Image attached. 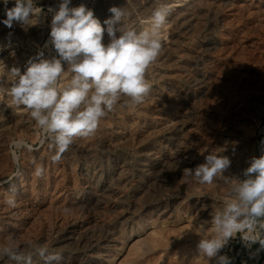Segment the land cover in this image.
I'll return each mask as SVG.
<instances>
[{"label": "rangeland", "instance_id": "1", "mask_svg": "<svg viewBox=\"0 0 264 264\" xmlns=\"http://www.w3.org/2000/svg\"><path fill=\"white\" fill-rule=\"evenodd\" d=\"M200 1L201 2H199L198 0H196L195 2L194 0H71L70 7L79 6L80 4L86 5L87 8L92 9L94 11L95 17L100 19L101 24H103L104 20L110 18V16L112 15L109 12L110 7L116 6L126 8L129 12L132 13L129 23L133 24L138 30L149 26L150 13L157 3H166L171 10L169 15V18L171 19L169 20L168 18L167 26L163 31V37L165 51L169 50L170 52L166 51L163 56V59L158 60V63H156L155 66H153L148 72V79L153 84L152 91L154 89L156 90L151 92L152 95L150 94V96H152L149 97V99H151V102L149 101V99H147V105H140L141 107L143 106V109L141 107H137L127 108L126 110L125 108L119 110L120 114L118 113V111L117 113L110 114V117L108 116L105 121L102 120L104 121V123L101 122V128L97 130V133H100H96L97 135L95 134L97 137H91V139L94 138V140H92L94 149L97 148L95 149L96 151L94 150L95 159L96 161L98 160V163H103L102 169H104L105 172L102 171V174L104 177L106 175V172L111 170L110 168H112L110 173L114 172L115 174L117 172L114 166L116 162L115 160L117 158H127L129 165L132 169L131 170L129 168L130 170H127V173L124 174V176L126 175L124 177V179H126L123 181L125 185L122 183L117 186V191L115 190L112 194L113 198L111 196H107L106 198H109L110 200H107L105 198L104 200H107V202L104 201V204L100 203L96 210L91 211L90 208H83L81 206V208H79V206L77 207L76 205H74L76 206L74 207L72 204H69V201H67V203L64 202V204L50 203V201H48V198L51 195L50 193L53 192L55 187H59L58 189H60L61 187L60 190L65 191H69L71 189H80L79 191H81V189H83L82 186L84 187L85 184L82 170L83 167L85 168L87 166L88 162L83 153L76 149L74 151V149L70 147V151H67L65 153V155H67L64 156H68V158L65 159L63 157L61 163L53 164L52 166L50 164L51 154L48 150L47 144H45L43 147L39 145L40 133L39 130L35 128L34 122L31 120L29 115L23 111L13 112L11 109L4 110L3 107H0V114L3 113L2 117L0 115V205H2L0 206V235H3L2 238H0L2 239V242L0 243H3L4 239L5 241H7L9 237H15L20 238L19 240L22 244H25L27 241H32L34 244H46L51 251L62 252L64 258L68 260L70 259L69 261H66V259H64L62 264H80V262L82 264H85V262H87L88 264H92L95 259H100L101 261L103 260L102 263L104 264H216V258L207 259L200 256L197 250V244L201 237L197 233L192 232L191 230L194 226H198L204 221H211V214L214 213V210L217 207H223L224 198L226 197L231 185L225 183V181L219 177L214 180V183L212 185H200L193 180H185V178L183 177V173L184 169L186 168L194 169L197 165L204 163L205 157L211 152H214L222 156H228L231 160L230 168L225 171L224 176L230 177L232 179L244 180L246 177L243 175V172L247 167L250 166L251 159L253 157L258 158L262 154L261 149L264 148V144L261 143V141L264 140V0ZM60 2L61 0H36V5L41 7L43 11L40 17L37 18V23L35 25H21L19 23H14L13 28L9 29L3 23H0V64L4 66L3 67L2 65H0V83H2L5 87H7L8 85V72L11 70V68L17 67L21 70V73H23L28 66V61L30 59L36 58L37 53L40 51L44 52L45 59H51L52 57L57 55L54 46L49 43L52 14L48 12V8L53 7L58 9V4ZM13 5L14 0H9L7 7L11 8L13 7ZM196 5L198 6V8ZM185 6H189L188 8L191 9L189 10L188 8H185ZM193 6L195 7V9ZM0 7V16H2L0 17V20H3L6 18L5 12L3 10L5 9L3 0H0ZM184 9L185 11L196 10L194 12L195 14L193 18V20L195 19L194 21L196 22L193 23L194 21H192V24L189 26L191 28L189 29L188 27V29H186V32L183 28L184 26L178 28L179 31L178 29H175L174 31V24L173 22H171L173 21L172 15H174L175 13L177 14ZM199 9L200 12L198 11ZM177 10L180 11L177 12ZM198 15L200 19L197 17ZM193 29L196 30L194 31ZM177 35L178 37H176ZM107 42L108 37L105 33V43ZM46 43H48V47H45ZM166 45L168 47L172 46V48L168 49ZM170 57L171 60L173 59L172 61L169 60ZM5 58L6 60H8L6 61ZM167 67L170 69L167 70ZM65 68H67V65H65ZM163 68L166 69V74L165 71H163ZM158 71H160V75L163 73L161 78L159 77L160 75L158 74ZM164 74L166 75V77L164 76ZM168 76L169 78L167 79ZM172 76L176 77L173 78ZM178 76H183V78H179ZM200 77L202 81L204 79L203 82H200ZM162 78L165 80H163ZM172 79L175 83L172 81ZM168 81H172V83L175 84L177 88L175 86L174 88L173 84ZM163 82L168 84V86H166V84H164ZM173 88L175 91L173 90ZM199 88L202 89L200 90ZM164 89H168V91ZM161 90L165 91V93L168 92L167 94L169 95L165 94ZM159 94H161V96ZM153 97L156 98V100L152 99ZM159 97H163L164 101L161 103L164 104L165 102L168 106H165L164 104L163 107V104L160 103L162 106L161 107L159 102H156L158 101V99H160ZM148 101L150 102V105ZM154 101L155 103H153ZM157 103L160 107L156 106L158 105ZM153 104H156L154 105V107L159 108L153 109ZM129 109L131 110L129 111ZM143 110L145 113L147 112V114H145ZM168 114L171 115L169 116ZM116 115H118V117L121 115L122 117L120 118H123V122L125 121L124 123L128 126L129 124L131 125L130 127L127 126L128 129H132L133 127V130H135V132L137 131V135L135 136V138L129 139V142H127V140L121 143L120 145L123 144L122 146L118 145L116 147H112L114 146V144H111V142L109 141L110 135L112 134V132L115 135L120 133H118L119 130H117V126H119V124L118 120H115L118 118H115ZM159 116L161 117V119H159ZM167 116L170 117L171 120L174 119L178 122H182L181 120H186L188 130L185 129L187 131L176 133V136L178 138L176 136H173L169 133L170 129L167 128L168 122L170 121ZM131 117L134 119L132 120ZM148 117L150 118V120ZM163 117L164 119H162ZM154 118H156V120ZM129 119L132 121H130ZM138 119H140L141 121ZM166 119H168V121ZM151 120L155 121V123H152ZM18 122L21 124V127L19 126ZM140 122H145V124H140ZM15 123L17 124L14 125ZM134 123L136 124L134 125ZM160 124H162L163 128L165 127L167 129L164 130L162 128H159L162 127ZM7 125L8 127L6 128ZM150 125H153L158 130L152 129ZM110 126L112 127L111 130H109ZM134 126L137 130L134 128ZM102 127L103 129H108L106 134V130H103ZM2 128H4L6 131ZM113 129H115L116 132L115 130L112 131ZM139 130L140 132H138ZM143 130H145L146 132ZM150 131L151 133H149ZM156 131L160 132L158 133ZM108 132L110 133L108 134ZM4 133H6V135ZM101 133H104L105 135L102 134V137L100 135ZM140 133L145 134H143L144 139L142 137H137L142 136ZM147 134L149 136H146ZM169 134L173 138L174 142L172 141V138L169 136ZM17 137L24 138L29 143H31L35 149H37L33 152H28L26 149L20 150V163L22 171V175L20 176H14L16 168L12 162L9 150L10 141L13 138ZM157 138L159 139L158 142ZM168 138L170 139L168 140ZM232 138H234V140L240 138L237 139V141L240 144L243 143V145L235 147L232 143L234 141ZM242 138L243 140H241ZM135 140H137L136 143ZM170 141H172L173 143ZM108 142L109 144H107ZM148 142V146L150 145V143H152V147L156 146V149L158 147V156L163 155L164 158L167 160L164 159V165L161 168V171H163H158L159 173H156V179L158 180H155L154 184L153 182L152 184L149 183L150 185L147 184L149 188L147 186H145L146 188H142L141 185L143 184L144 176H142L139 171V164H141V160L144 158L147 150L152 148L150 147L151 145L149 147L147 146ZM163 142L164 144H161ZM110 144L112 146H110ZM159 145L162 146V148H160ZM175 145L178 146L175 147ZM166 146L173 149L168 150V148L167 153V150L165 149ZM181 146L182 148H180ZM140 147L145 148V150ZM119 149L123 151L122 153H124V156H129L124 157L121 153V150ZM134 149L135 151L133 152ZM159 149L162 153L159 152ZM162 149L165 150L163 151ZM177 150H179V152L180 150H182L183 153L182 151L180 152L182 155ZM71 151L72 154H70ZM75 152L78 153L75 154ZM169 152L174 154V156L171 154L173 158L169 156ZM177 152L179 154H177ZM119 153L122 155H120ZM32 155L33 157L36 156L35 158H37L38 161L40 159L43 161H47L45 162V165H47V163L50 164L49 178L50 180L52 179V185L50 187L51 191L49 192L48 190L49 195H47L48 198L46 197L47 200H45V187L42 188L43 186L41 187L39 185L35 186V189L33 191L34 193H32L33 195L35 194L34 196H36L37 194L36 197H38L39 200L42 199L40 200V202H43L39 204V209L29 208L32 214L30 213L29 209L26 211V215H23V217L26 216V218H24V220L21 221L22 223L20 222V224L17 226L16 235L11 236L7 232L8 228L11 227H6L7 224L6 219L4 217L7 211H10L11 208L6 206L4 201L6 199V196L10 194L13 188L15 189L17 187V184H19L18 182L20 177H26V169L23 166L24 163L33 159ZM99 156H103V158L105 157L104 159H107L104 160L102 159V157L100 159ZM109 156H111L112 158ZM25 157H29L30 160L29 158L26 159ZM135 158L139 160L137 164H135L137 162ZM177 158L182 159L179 160ZM82 159L84 160V163ZM155 159L156 158L152 160ZM67 164L73 165L71 169L74 173H76L75 175L72 174L73 172L70 171L69 167H67ZM83 164L86 166H84ZM55 165L57 167H55ZM61 165H65L66 167H62ZM47 166L45 167L47 168ZM51 167H55L56 170L54 168L52 169ZM73 167L75 168V170L73 169ZM105 167H109V170L107 168L106 170ZM60 170H63L62 173L60 172ZM58 171L61 175L64 174L62 175L61 180L59 179V182L61 184L59 182H55V178L53 179V175H55L54 173ZM66 173L70 174L71 176H67ZM64 179L66 180L65 182ZM73 182L75 185L73 184ZM55 183L58 184L56 185ZM79 184H82V186ZM68 185L70 186L68 187ZM71 185L72 187L74 185L75 188H72ZM5 191H8L9 193ZM116 192L119 193V195L121 192L120 196L122 197H120L118 194L116 196ZM2 193H4L5 195L7 193V195L5 196ZM173 204H177L176 208L178 209L175 210V213L171 215L173 217L171 218L168 216L170 215V213H163V211L174 207ZM66 205L67 208L74 207L73 210L75 211L72 210V212L70 213L63 212V210L66 208ZM200 205L201 209H203L202 211L205 212L206 210L205 214L199 213L197 211L196 213L194 211V207L199 206L200 208ZM41 207L43 208V210H41ZM49 207H51V211ZM55 207L57 209H55ZM58 207L60 208V210L62 208V210L60 211ZM210 208L213 210V212ZM33 209L35 212L33 211ZM54 209L55 211H53ZM37 210L40 213H38ZM158 211L162 213L159 215ZM47 215L50 217H48ZM32 216L35 217V220H37L36 218L38 217V222H36L34 219L33 221L31 219L33 218ZM44 216L46 217V219ZM94 216L96 219H94ZM48 218H50L51 220ZM83 218L85 219L82 221L81 219ZM86 218H88V220H86ZM122 218L124 220H127L124 221ZM84 221H89L90 225L93 223L97 224L93 228H90V233L92 229L96 230L98 228L97 230H100L99 237L104 235V239H102L101 241H96V239H100H92L88 237V239H85L86 241L84 240L86 244L84 242H81V244H76L73 242L74 244H71L72 242L67 239L68 233L71 230L80 227V224L78 223H83ZM103 221H105V223ZM21 225H24V227L22 226V228ZM27 225L29 228L27 227ZM60 225L65 227L61 228ZM122 225L123 227H121ZM106 227L108 229H106ZM206 227H209L210 229V223L206 225ZM36 228H38L39 230ZM116 228L117 230H119L120 228V233L119 231L115 233ZM22 232H24L23 235ZM104 232H107L109 235L107 233L105 234ZM17 233L19 234L17 235ZM116 234H118V237L116 236ZM205 235H210V231L208 233H205ZM110 237L112 238V240ZM118 239L121 243L116 242L118 241ZM91 242H93L94 244ZM95 242L97 243L95 244ZM104 243L111 245L106 246ZM105 249H110L111 251ZM219 255H227L231 259V264H264V249H260L259 243L257 242L248 247L246 246L245 242L241 239V236L239 234L236 237L230 239L229 243L220 251ZM34 259L36 260H33V264H43V262L38 257H34ZM3 260L0 261V264H13V261L7 258H4ZM14 264L16 263L14 262Z\"/></svg>", "mask_w": 264, "mask_h": 264}, {"label": "clouds", "instance_id": "2", "mask_svg": "<svg viewBox=\"0 0 264 264\" xmlns=\"http://www.w3.org/2000/svg\"><path fill=\"white\" fill-rule=\"evenodd\" d=\"M3 3L6 18L0 23L9 29L14 23L35 25L43 11L36 0H14L11 8L7 7L9 0ZM70 4L71 0H61L58 9L48 8L52 14L49 43L57 55L45 59L40 51L28 61L23 73L11 68L7 87L0 83V107L30 116L40 133L39 145L47 144L52 164L61 163L78 139L95 136L110 114L147 102L153 89L148 72L164 52L163 31L171 11L166 3H157L150 13L149 26L138 30L129 23L132 13L126 8L110 7L112 15L103 22L105 27L86 5ZM21 149L37 150L22 137L10 141L14 176L22 175ZM261 153L244 170V180L224 176L231 160L214 152L194 169H184L185 180L212 185L219 177L231 185L223 207L214 210L211 221L191 230L201 237L197 244L200 256L216 258V264H231L227 255L219 253L238 234L246 246L258 242L264 249V148ZM31 164L33 176L42 179L46 173L44 161L33 157ZM4 203L15 209L16 195L10 194ZM64 212L71 209L66 207ZM209 223L210 229L206 227ZM209 231L210 235H205ZM34 257L43 264H61L64 260L62 252L51 251L46 244H22L18 238L0 243V261L7 258L16 264H33Z\"/></svg>", "mask_w": 264, "mask_h": 264}, {"label": "bare ground", "instance_id": "3", "mask_svg": "<svg viewBox=\"0 0 264 264\" xmlns=\"http://www.w3.org/2000/svg\"><path fill=\"white\" fill-rule=\"evenodd\" d=\"M196 0H194V2H195ZM199 2H201L200 0H198ZM206 1V0H205ZM208 1H210V0H208ZM194 2H193V4H194ZM214 2V1H213ZM197 3V2H196ZM209 3V2H208ZM260 3V2H259ZM203 4V3H202ZM218 4V3H217ZM201 5V4H200ZM192 6V5H191ZM190 6V7H191ZM197 6V5H196ZM2 7V6H1ZM0 7V8H1ZM189 7V6H188ZM188 7H186L185 6V8H188ZM194 7V6H193ZM192 7V8H193ZM219 7V6H218ZM9 8V7H8ZM197 8H198V6H197ZM178 9H180V8H178ZM189 10L191 9V8H188ZM194 9H195V7H194ZM4 10V12H5V9H3ZM2 10V11H3ZM173 10V9H172ZM204 10V9H203ZM180 10H177V12H179ZM196 11V10H195ZM194 10H191V11H185V9L184 10H182L181 12H179V13H175L174 15H172V20L173 21H171V22H173V26H174V31H175V29H178V28H181L182 26H184L183 28H184V30H185V32H186V29H188V27L192 24V21H194L193 20V18H194V12H195ZM199 12H200V9L198 10ZM4 12H2V13H4ZM202 12V11H201ZM198 13V12H197ZM197 13H196V15H197ZM248 13H249V11H248ZM195 15V16H196ZM202 15V14H201ZM5 16V15H4ZM0 17H2V16H0ZM171 17V16H170ZM198 18H199V15L197 16ZM169 18V17H168ZM171 18H169V20H170ZM200 19V18H199ZM100 20V19H99ZM197 20V19H196ZM105 21V20H104ZM196 21H194L193 23H195ZM103 25V24H102ZM172 25V24H171ZM199 26V25H198ZM177 27V28H176ZM191 27H189V29H190ZM195 28V27H194ZM184 30H183V32H184ZM194 30V29H193ZM192 30V31H193ZM196 30V29H195ZM194 30V31H195ZM178 31H179V29H178ZM178 31H177V33H178ZM181 32V31H180ZM171 33H173V32H171ZM170 33V34H171ZM190 33H192V32H190ZM173 35V34H172ZM175 35V34H174ZM186 35V34H185ZM184 35V36H185ZM172 37V36H171ZM176 37H178V35L176 36ZM184 38H186V37H184ZM183 38V39H184ZM177 39V38H176ZM179 41H180V39H179ZM166 42V41H165ZM172 43V42H171ZM216 43V42H215ZM166 44V43H165ZM169 44V43H168ZM167 44V45H168ZM174 44V43H173ZM166 45V46H167ZM170 45V44H169ZM168 45V46H169ZM216 45V44H215ZM214 45V46H215ZM167 46V47H168ZM174 47H175V45H174ZM169 48H172V46L171 47H168V49ZM197 48V47H196ZM175 49V48H174ZM171 50V49H170ZM166 51H169V50H166ZM165 45H164V52H163V54H162V56L159 58V60H161V59H163V56H164V54H165ZM172 51V50H171ZM170 52V51H169ZM168 54V53H167ZM20 56V55H19ZM171 56V55H170ZM4 57V56H3ZM18 58V57H17ZM5 60H6V58H5ZM8 60V59H7ZM6 60V61H7ZM169 60H171V57H170V59ZM173 60V59H172ZM171 60V61H172ZM170 61V62H171ZM165 62V61H164ZM158 63V62H157ZM169 63V62H168ZM168 65V64H167ZM155 66V65H154ZM162 66V65H161ZM169 66V65H168ZM159 67V66H158ZM165 68V67H164ZM163 68V69H164ZM156 69V68H155ZM162 69V68H161ZM168 69H170V68H168L167 67V70ZM163 71H165V74H166V69H164ZM180 71V70H179ZM178 71V72H179ZM151 72V71H150ZM159 72L160 71H158V74H159ZM171 72V71H170ZM185 72V71H184ZM152 73V72H151ZM162 73V72H161ZM176 73V72H175ZM153 74V73H152ZM158 74H156V75H158ZM163 74V73H162ZM162 74L159 76L160 78H161V76H162ZM164 74V76L166 77V75ZM150 75V74H149ZM169 75H171V74H169ZM172 75H174V74H172ZM186 75V74H185ZM164 76H163V78H164ZM177 76V75H176ZM175 76V77H176ZM153 77V76H152ZM151 77V78H152ZM158 77V76H157ZM173 77V76H172ZM175 77H173V78H175ZM179 77V76H178ZM180 77H182L183 78V76H180ZM179 77V78H180ZM154 78V77H153ZM162 78V79H163ZM169 78V76L167 77V79ZM166 79V80H167ZM198 79V78H197ZM200 79H201V77H200ZM163 80H165V79H163ZM190 80V79H189ZM192 80V79H191ZM199 80V79H198ZM5 81H6V79H5ZM172 81H173V79H172ZM172 81H168V82H171L172 83ZM193 81V80H192ZM202 81V79L200 80V82ZM203 81H204V79H203ZM202 81V82H203ZM7 82H8V80H7ZM167 82V81H166ZM174 82V81H173ZM5 83V82H4ZM157 83H158V81H157ZM164 83V82H163ZM175 83V82H174ZM196 83V82H195ZM194 83V84H195ZM164 84H166V83H164ZM173 84V83H172ZM201 84V83H200ZM177 85V84H176ZM199 85V84H198ZM204 85V84H203ZM8 86V85H7ZM166 86H168V84H166ZM175 86V84H173V87ZM197 86V85H196ZM200 86H202V85H200ZM159 87V86H158ZM176 87V86H175ZM174 87V88H175ZM163 88H164V86H163ZM162 88V89H163ZM174 88H173V90H174ZM177 88V87H176ZM204 88V87H203ZM160 89V88H159ZM170 89V88H169ZM198 89V88H197ZM200 89V88H199ZM202 89V88H201ZM200 89V90H201ZM155 90V89H154ZM153 90V91H154ZM164 90H167L168 91V89H164ZM172 90V91H173ZM152 91V92H153ZM156 91V90H155ZM162 91V90H161ZM175 91V90H174ZM177 91V90H176ZM179 91V90H178ZM162 92H164L165 93V91H162ZM162 92H160V93H162ZM201 92V91H200ZM156 93V92H155ZM157 93H158V91H157ZM168 92H166L165 94H167ZM175 93V92H174ZM177 93H179V92H177ZM176 94V93H175ZM152 95V94H151ZM160 96H161V94H159ZM167 95H169V94H167ZM180 95V94H179ZM155 96H156V94H155ZM154 96V97H155ZM158 96V95H157ZM164 96V95H163ZM166 96V95H165ZM174 96H176V95H174ZM149 97H152V96H149ZM152 98V99H155L156 100V98ZM170 97V96H169ZM160 98V97H159ZM176 98V97H175ZM189 98V97H188ZM149 99V98H148ZM164 98L162 97V98H160V99H158V101H156V102H159V104L161 103V102H163L164 100H163ZM151 99H149V101H150ZM168 100V99H167ZM177 100V99H176ZM148 101V102H149ZM151 102V101H150ZM150 102H149V105H150ZM168 102V101H167ZM189 102H190V100H189ZM153 103H155V101L153 102ZM173 103V102H172ZM171 103V104H172ZM146 104V103H145ZM158 104V103H157ZM159 104L158 105H156V104H153V107H154V105H156V106H159ZM161 104H163V103H161ZM161 104H160V106H161ZM164 104H165V106L167 105L165 102H164ZM164 104L162 105L163 107H164ZM189 104V103H188ZM147 105V104H146ZM152 106V105H151ZM159 106V107H160ZM161 106V107H162ZM168 106V105H167ZM171 106V105H170ZM139 107H141V106H139ZM143 107V106H142ZM141 107V108H142ZM158 107V108H159ZM173 107H174V105H173ZM172 107V108H173ZM147 108V107H146ZM146 108H145V110H146ZM155 108H157V107H154L153 109H155ZM157 108V109H158ZM125 109V108H124ZM143 109V108H142ZM169 109V108H168ZM167 109V110H168ZM1 110V109H0ZM120 110V109H119ZM119 110H118V113H119ZM126 110H127V108H126ZM131 109H129V111H130ZM148 110V109H147ZM171 110V109H170ZM151 111V110H150ZM154 111H156V110H154ZM124 112H126V111H124ZM140 112V111H139ZM143 112H144V110H143ZM162 112V111H161ZM172 112H173V110H172ZM1 113V112H0ZM117 113V112H116ZM122 113V112H121ZM145 113V112H144ZM153 113V112H152ZM155 113V112H154ZM3 114V113H2ZM2 114H0L1 115V117H2ZM5 114V113H4ZM120 114V113H119ZM118 114V115H119ZM128 114V113H127ZM140 114V113H139ZM145 114H147V112L145 113ZM148 114H151V113H148ZM118 115H116L115 116V118H117L118 117ZM122 115H124V114H122ZM169 115V114H168ZM171 115V114H170ZM169 115V116H170ZM5 116V115H4ZM140 116V115H139ZM145 116V115H144ZM174 116V115H173ZM185 116V115H184ZM30 117V116H29ZM110 117V116H109ZM120 117H122L121 115L117 118V119H115V120H118V124H119V126H117V130H119L118 131V133L120 134H117V135H115V134H113V132H112V134L110 135V137H109V141L111 142V144H114V146H112L111 144H110V146H112V147H116V146H118V145H120L121 143H123V142H125V141H127V142H129V139H131V138H135V136L137 135L136 134V132H135V130H133V127H132V129H128V127H130L131 125L129 124V126L128 125H126L124 122H123V118H120ZM135 117V116H134ZM147 117V116H146ZM160 117V116H159ZM168 117V116H167ZM16 118V117H15ZM125 118V117H124ZM129 118V117H128ZM132 118V117H131ZM144 118V117H143ZM149 118V117H148ZM152 118V117H151ZM176 118V117H175ZM2 119V118H1ZM107 119V118H106ZM127 119V118H126ZM125 119V120H126ZM134 118H132V120H133ZM147 119V118H146ZM155 120H156V118H154ZM153 119V120H154ZM159 119H161V117L159 118ZM162 119H164V117L162 118ZM168 119H170V117H168ZM168 119H166L167 121H168ZM177 119V118H176ZM183 119H184V117H183ZM14 120V119H13ZM16 120V119H15ZM114 120V119H113ZM130 120V119H129ZM132 120H130V121H132ZM138 120H140V119H138ZM149 120H150V118H149ZM158 120V119H157ZM8 121V120H7ZM10 121H12V120H10ZM104 121H105V119H104ZM104 121H102L103 123H104ZM107 121V120H106ZM130 121H129V123H130ZM136 121V120H135ZM141 121V120H140ZM145 121V120H144ZM152 121V120H151ZM161 121V120H160ZM182 122H178V121H175L174 119H170V121L168 122V126H167V128H169L170 129V131H169V133L170 134H172L173 136H176V133H178V132H182V131H187L188 129H187V124H186V120L185 121H183V120H181ZM2 122V121H1ZM13 122H16V121H13ZM126 122H127V120H126ZM134 122V121H133ZM139 122V121H138ZM11 123V122H10ZM19 123V122H18ZM102 123V124H103ZM108 123V122H107ZM106 123V124H107ZM110 123V122H109ZM128 123V122H127ZM141 123H144L145 124V122H140V124ZM147 123V122H146ZM150 123V122H149ZM152 123H155V121H152ZM12 124V123H11ZM17 123H15L14 125H16ZM111 124V123H110ZM115 124H116V122H115ZM122 124V125H121ZM136 123H134V125H135ZM139 124V123H138ZM167 124V123H166ZM9 125V124H8ZM8 125L6 126V128L8 127ZM21 124L19 123V126H20ZM105 125V124H104ZM113 125V124H112ZM121 125V126H120ZM147 125V124H146ZM158 125V124H157ZM161 126H162V124H160ZM11 126V125H10ZM102 126V125H101ZM128 126V127H127ZM138 126V125H137ZM143 126V125H142ZM145 126V125H144ZM151 126V128L152 129H154V130H158V129H156V127H154L153 125H150ZM156 126V125H155ZM165 126V125H164ZM4 127V126H3ZM21 127V126H20ZM115 127V126H114ZM159 127V126H158ZM99 128H101V127H99ZM111 126H110V129L109 130H111ZM134 128L136 129V127L134 126ZM141 128V127H140ZM144 128V127H143ZM150 128V129H151ZM159 128H162V129H167V128H163V126L162 127H159ZM2 129H4V128H2ZM16 129V128H15ZM102 129H103V127H102ZM139 129V128H138ZM142 129V128H141ZM149 129V130H150ZM185 129H187V130H185ZM5 130V129H4ZM101 130V129H100ZM103 130H106V129H103ZM115 129H113L112 131H114ZM137 130V129H136ZM147 130V129H146ZM6 131V130H5ZM102 131V130H101ZM108 131V129L105 131V134H106V132ZM143 131H145V130H143ZM142 131V132H143ZM103 132V131H102ZM111 132V131H110ZM110 132H108V134L110 133ZM115 132H116V130H115ZM138 132H140V130L138 131ZM146 132V131H145ZM144 132V133H145ZM153 132V131H152ZM156 132H158V131H156ZM156 132H155V134H156ZM160 132V131H159ZM158 132V133H159ZM239 132V131H238ZM237 132V133H238ZM2 133H3V131H2ZM100 132H98L97 134H99ZM143 133V134H144ZM148 133V132H147ZM149 133H151V131L149 132ZM148 133V134H149ZM154 133V132H153ZM186 133V132H185ZM184 133V134H185ZM5 135H6V133H4ZM96 134V135H97ZM102 134L103 135H105L104 133H101L100 135L102 136ZM141 134V133H140ZM139 134V135H140ZM143 134H141L142 136H137V137H142L143 138ZM146 135V136H149V135ZM170 134H169V136H170ZM95 135V136H96ZM145 135V134H144ZM160 135H162V134H160ZM166 135H168V134H166ZM183 135V134H182ZM239 135V134H238ZM237 135V136H238ZM1 136V135H0ZM8 136V135H7ZM108 136V135H107ZM151 136V135H150ZM184 136V135H183ZM183 136H179V137H183ZM240 136H241V134H240ZM3 137V136H2ZM6 137V136H5ZM97 137V136H96ZM103 137V136H102ZM137 137H136V139H137ZM162 137V136H161ZM164 137V136H163ZM167 137V136H166ZM171 137V136H170ZM177 137V136H176ZM239 137V136H238ZM7 138V137H6ZM105 138V137H104ZM141 138V139H142ZM147 138V137H146ZM160 138V137H159ZM172 138V137H171ZM175 138V137H174ZM178 138V137H177ZM235 138V137H234ZM234 138H232L233 140H234ZM90 139H91V137L90 138H88V139H78L71 147L74 149V151H75V149L76 150H78V151H80V152H82L83 153V155L86 157V160L88 161L87 162V166L86 165H84V166H86L85 168L83 167V176H84V184H85V186L83 187L82 186V184H79V185H81L82 186V188L83 189H81V191H79V190H76V189H71V190H69V191H65V190H60L61 189V187H60V189H58V188H54V190H53V192L52 193H50L51 195H50V197L48 198L47 197V195H49V193H48V190H49V192L51 191L50 190V187H51V185H52V179L50 180V178H49V165L51 164L52 166H53V164L52 163H50V164H48L47 163V165H45V166H47V170H46V173H45V175H44V177L42 178V179H37L36 177H34L33 176V174H32V172H33V165L31 164V161H27L26 163H24V168L26 169V177L25 178H23V176L22 177H20V179H19V184H17V187L14 189L13 188V190L10 192V194H15L16 195V199H17V207L15 208V209H10V211L8 212L7 211V213L5 214V219H6V224H7V226L6 227H11V228H8V230H7V232L11 235V236H15L16 235V229H17V226L20 224V222L22 221V220H24V218H26V216H24L23 217V215L26 213V211L29 209V208H38V206H40L39 204L40 203H42L43 201H41L40 202V200H42V199H38V197H36L37 196V194H36V196H34L33 195V191H34V189H35V186H37V185H39V186H43L42 188H44L45 190H44V192L46 193V195H45V198L47 197L48 198V201H50V203H62V204H64V202H66L67 203V201H69L70 203L69 204H72L73 206L74 205H76L77 207L79 206V208H81V207H83V208H90L91 209V211L92 210H96V208L100 205V203H103L104 204V199L107 197V196H111L112 198H113V193H114V191L116 190L117 191V186H119L120 184H122L123 183V181L126 179H124V177L126 176H124V174L125 173H127V170H130L131 169V167H130V165H129V162H128V159L127 158H124V159H122L121 157V159H116L115 161V168H116V173L114 174V172L112 173H110V171L112 170V168H110L111 170L110 171H107L106 172V175H105V177L103 176V174H102V171L103 172H105L104 171V169H102V164L101 163H98L97 161H96V159H95V156H94V150L95 149H97V148H95L94 149V147H93V144H92V140H94V138L93 139H91V141H90ZM144 139V138H143ZM153 139V138H152ZM154 139H156V138H154ZM163 139V138H162ZM161 139V140H162ZM166 139V138H165ZM170 138H168V140H169ZM180 139H183V138H180ZM180 139H178V140H180ZM237 139H240V138H237ZM237 139L236 140H234L232 143H233V145L235 146V147H237V146H239V145H243V143L242 144H240L238 141H237ZM146 140V139H145ZM158 138H157V142H158ZM241 140H243V138L241 139ZM3 141V140H2ZM106 141H107V139H106ZM136 141L137 140H135V143H136ZM151 141V140H150ZM156 141V140H155ZM167 141V140H166ZM172 141H173V138H172ZM172 141H170V142H172ZM96 142V141H95ZM94 142V143H95ZM147 142V141H146ZM152 142H154V141H152ZM161 142V141H160ZM174 142V141H173ZM172 142V143H173ZM241 142H243V141H241ZM130 143H131V141H130ZM167 143V142H166ZM96 144V143H95ZM107 144H109V142L107 143ZM148 144H149V142L147 143V146H148ZM152 143H150V145H151ZM157 144V143H156ZM160 144V143H159ZM161 144H164V142L163 143H161ZM176 144H177V142H176ZM97 145V144H96ZM123 145V144H122ZM122 145H120V146H122ZM126 145H127V143H126ZM142 145V144H141ZM149 145V146H150ZM154 145H155V143H154ZM169 145V144H168ZM180 145V144H179ZM232 145V144H231ZM109 146V147H110ZM132 146V145H131ZM148 146V147H149ZM160 146V145H159ZM165 146V145H164ZM163 146V147H164ZM178 146V145H177ZM176 145H175V147H177ZM96 147H98V146H96ZM125 147V146H124ZM123 147V148H124ZM128 147V146H127ZM143 147V146H142ZM142 147H140V148H142ZM150 147H152V145L150 146ZM156 147V146H155ZM155 147H152V148H150L149 150H147V152H146V154H145V156H144V158L141 160V164H139L140 165V173L142 174V176H144V179H143V184L141 185L142 186V188H144L145 186H147L148 187V185H150V184H152V182H153V184H154V181L155 180H158V179H156V173H159L158 171H160V172H162L161 171V168L163 167V165H164V156L162 155V156H158L157 155V153H158V147H157V149L155 148ZM171 147V146H170ZM173 147V146H172ZM233 147V146H232ZM234 147V148H235ZM111 148V147H110ZM129 148H130V146H129ZM139 148V147H138ZM160 148H162V146H160ZM169 147H165V149L167 150ZM180 148H182V146L180 147ZM179 148V149H180ZM239 148V147H238ZM127 149V148H126ZM125 149V150H126ZM131 149H133V148H131ZM142 149H144L145 150V148H142ZM164 149V150H165ZM170 149H173V148H169L168 150H170ZM236 149V148H235ZM234 149V150H235ZM119 150H121V149H119ZM140 150V149H139ZM160 150V149H159ZM163 150V149H162ZM163 150V151H164ZM168 150L166 151L167 153H168ZM68 151H70V149L68 150ZM96 151V150H95ZM98 151V150H97ZM114 151H116V150H114ZM128 151V150H127ZM135 151V149L133 150V152ZM178 152H179V150H177ZM182 150H180V152H181ZM123 151L121 150V153H122ZM137 152V151H136ZM144 152V151H143ZM159 152H161V150L159 151ZM174 152V151H173ZM177 152V154H179ZM68 153H70V152H68ZM78 153V152H77ZM76 152H75V154H77ZM81 153V154H82ZM128 153V152H127ZM126 153V154H127ZM162 153V152H161ZM170 154H169V156L170 157H172V155L174 156V154H172L171 152H169ZM175 153H176V150H175ZM182 153H183V151H182ZM70 154H72V151H71V153ZM74 154V155H75ZM80 154V155H81ZM120 154V153H119ZM123 154V156H124V153H122ZM122 154H120V155H122ZM163 154H164V152H163ZM166 154V153H165ZM172 154V155H171ZM177 154H176V156H177ZM181 154V153H180ZM41 155V154H40ZM42 155H43V153H42ZM67 155V154H66ZM65 154H64V156H66ZM101 155V154H100ZM182 155V154H181ZM98 156V155H97ZM107 156V155H106ZM126 156V155H125ZM124 156V157H125ZM129 156V155H128ZM128 156H126V157H128ZM137 156H138V154H137ZM168 156V155H167ZM184 156V155H183ZM32 157H33V155H32ZM31 157V158H32ZM36 157V156H35ZM72 157V156H71ZM102 157V159H104L103 158V156H101ZM101 157L99 156V158L101 159ZM109 157H111V156H109ZM136 157V156H135ZM26 159H28L27 157H25ZM39 158V157H38ZM43 158V157H42ZM65 159L66 158H68V156L67 157H64ZM83 158V157H82ZM112 158V157H111ZM116 158V157H115ZM114 158V159H115ZM138 158V157H137ZM137 158H135L136 160H137ZM154 158H156L155 160H157V159H159V160H157V161H155V160H152V159H154ZM173 158V157H172ZM183 158V157H182ZM182 158H180V159H182ZM185 158H187V157H185ZM25 159V160H26ZM40 159V158H39ZM107 159V158H106ZM106 159H104V160H106ZM130 159V158H129ZM177 159H179V158H177ZM179 159V160H180ZM2 160V159H1ZM29 160H30V158H29ZM38 160V159H37ZM41 160V159H40ZM45 160V159H44ZM83 160V159H82ZM110 160V159H109ZM131 160V159H130ZM165 160H167V159H165ZM173 160V159H172ZM49 161V160H48ZM75 161H76V159H75ZM100 161V160H99ZM102 161V160H101ZM108 161V160H107ZM133 161H134V159H133ZM186 161V160H185ZM189 161V160H188ZM4 162H5V160H4ZM25 162V161H24ZM45 162H47V161H44V163ZM67 162V161H66ZM65 162V163H66ZM82 162V161H81ZM80 162V163H81ZM104 162V161H103ZM110 162V161H109ZM114 162V161H113ZM132 162V161H131ZM139 162V160H137V162L135 163V164H137ZM72 163V162H71ZM75 163H77V162H75ZM83 163H84V160H83ZM105 163V162H104ZM108 163V162H107ZM166 163V162H165ZM46 164V163H45ZM113 164V163H112ZM130 164H132V163H130ZM66 165V164H65ZM65 165H61L62 167L63 166H65ZM68 165V164H67ZM82 165V166H83ZM110 165V164H109ZM0 166H1V164H0ZM72 164H69L67 167H69V169H70V171H72ZM55 167H57L56 165H55ZM55 167H53L54 169H55ZM66 167V166H65ZM112 167V166H111ZM139 167V166H138ZM52 168V167H51ZM52 168V169H53ZM58 168H60V167H58ZM107 167H105V169H106ZM109 168V167H108ZM107 168V169H108ZM130 168V169H129ZM62 169V168H61ZM69 169H67V170H69ZM73 169L75 170V168L73 167ZM80 169V168H79ZM106 169V170H107ZM136 169H138V168H136ZM56 170V169H55ZM54 170V171H55ZM64 170V169H63ZM62 170V171H63ZM66 170V171H67ZM109 170V169H108ZM115 170V169H114ZM132 170V169H131ZM133 170H134V168H133ZM62 171L60 170V172L62 173ZM60 172L58 171V172H55L54 174L55 175H53V179L55 178L56 180H55V182H59L60 180H61V178H62V175H64V174H60ZM73 172V171H72ZM72 172H70V173H72ZM133 172V171H132ZM131 172V173H132ZM135 172V171H134ZM138 172V171H137ZM64 173V172H63ZM68 173V172H67ZM66 173V174H67ZM80 173H82V172H80ZM52 174V173H51ZM72 174H76V173H72ZM136 174H138V173H136ZM24 175V174H23ZM71 176L70 174H67V176ZM81 175V174H80ZM158 175V174H157ZM82 176V177H83ZM135 176V175H134ZM74 177V176H73ZM81 177V178H82ZM157 177H159V176H157ZM160 177H162V176H160ZM52 178V177H51ZM68 178V177H67ZM76 178V177H75ZM128 178V177H127ZM138 178V177H137ZM60 179V180H59ZM140 179V178H139ZM161 179V178H160ZM128 180V179H127ZM66 180L64 179V182H65ZM81 181H83V180H81ZM54 182V181H53ZM140 182V181H139ZM138 182V183H139ZM142 182V181H141ZM60 183V182H59ZM150 183V184H149ZM159 183V182H158ZM56 184V183H55ZM54 184V185H55ZM58 184V183H57ZM56 184V185H57ZM61 184V183H60ZM63 184V183H62ZM72 184V183H71ZM73 184H74V182H73ZM124 184V183H123ZM148 184V185H147ZM45 185V186H44ZM75 185V184H74ZM74 185H73V187H74ZM125 185V184H124ZM128 185V184H127ZM140 185V184H139ZM70 185H68V187H69ZM140 186V187H141ZM40 187V188H41ZM71 187H72V185H71ZM72 187V188H73ZM80 187V186H79ZM126 187V186H125ZM10 188H12V187H10ZM66 188V187H65ZM64 188V189H65ZM75 188V187H74ZM119 188V187H118ZM146 188V187H145ZM149 188V187H148ZM69 189V188H68ZM120 189V188H119ZM139 189V188H138ZM9 190V189H8ZM36 190H38V189H36ZM41 190V189H40ZM140 190V189H139ZM5 192H8V191H5ZM4 192V193H5ZM33 192V193H32ZM43 192V191H42ZM43 192V193H44ZM110 192H111V194H110ZM122 192V191H121ZM121 192H120V195H121ZM4 193H2V194H4ZM9 193V192H8ZM44 193V194H45ZM145 193V192H144ZM148 193H149V190H148ZM152 193V192H151ZM9 194V195H10ZM40 194V193H39ZM117 194L119 195V193H117L116 192V196H117ZM147 194V193H146ZM5 195V194H4ZM6 195H7V193H6ZM5 195V196H6ZM9 195H7L6 196V198L9 196ZM42 195V194H41ZM40 195V196H41ZM119 195V196H120ZM148 195V194H147ZM119 196H118V198H119ZM120 197H122V196H120ZM1 198H2V196H1ZM4 198V197H3ZM44 198V199H45ZM47 198L45 199V200H47ZM111 198V199H112ZM114 198H115V196H114ZM205 198V197H204ZM5 199V198H4ZM107 199V198H106ZM109 199V198H108ZM107 199V200H108ZM117 199V198H116ZM121 199V198H120ZM196 199V198H195ZM107 200L105 201V202H107ZM110 200V199H109ZM177 200V199H176ZM103 201V202H102ZM114 201V200H113ZM139 201V200H138ZM180 201V200H179ZM1 202V201H0ZM45 202V201H44ZM109 202V201H108ZM119 202V201H118ZM140 202V201H139ZM177 203H178V201H177ZM62 204H61V206H62ZM103 204H102V206H103ZM139 204V203H138ZM153 204V203H152ZM198 204V203H197ZM49 205V204H48ZM55 205H57V204H55ZM72 205H71V207H72ZM174 205V207H172V208H169L168 210H165V211H163V213H170V215H168L169 217H171V218H173L171 215L172 214H174L175 213V210H177L178 208H176V206H177V204H173ZM205 205V204H204ZM0 206H2V205H0ZM7 206V205H6ZM51 206V205H50ZM54 206V205H53ZM60 206V207H61ZM70 206V205H69ZM76 206H74V207H76ZM81 206V207H80ZM195 206V205H194ZM43 207H44V205H43ZM46 207H48V206H46ZM45 207V208H46ZM57 207V206H56ZM55 207V209H57ZM65 207H67V205L65 206ZM74 207L73 208H70L71 209V212H72V210L74 209ZM164 207V206H163ZM189 207V206H188ZM205 207V206H204ZM210 207V206H209ZM42 208V207H41ZM50 208V211H51V207H49ZM59 208V207H58ZM78 208V209H79ZM138 208V207H137ZM162 208V207H161ZM202 208H203V205H202ZM214 208V207H213ZM218 208V207H217ZM34 209H33V211H34ZM39 209V208H38ZM55 209L53 210V211H55ZM63 209H64V207H63ZM77 209V208H76ZM164 209V208H163ZM165 209H167V208H165ZM211 209V208H210ZM215 209V208H214ZM30 210V209H29ZM41 210H43V208L41 209ZM48 210V209H47ZM59 210H60V208H59ZM61 210H62V208H61ZM60 210V211H61ZM80 210V209H79ZM78 210V211H79ZM84 210V209H83ZM203 209H201V205H200V208H199V206L198 207H194V211L196 212H199V213H203V214H205L206 213V210H205V212L204 211H202ZM212 210V209H211ZM1 211V210H0ZM6 211V210H5ZM32 211V212H33ZM38 211V210H37ZM49 211V212H50ZM73 211H75V210H73ZM90 211V210H89ZM209 211V210H208ZM35 212V211H34ZM45 212H46V210H45ZM48 212V211H47ZM63 212H64V210H63ZM83 212V211H82ZM88 212V211H87ZM159 212V211H158ZM179 212V211H178ZM196 212V213H197ZM212 212H213V210H212ZM30 213H31V210H30ZM38 213H40L39 211H38ZM43 213V212H42ZM85 213V212H84ZM133 213V212H132ZM162 213V212H161ZM160 212H159V215L161 214ZM208 213H210V212H208ZM32 214V213H31ZM44 214V213H43ZM42 214V215H43ZM61 214V213H60ZM72 214V213H71ZM123 214V213H122ZM26 215V214H25ZM40 215V214H39ZM38 215V216H39ZM45 215V214H44ZM49 215H50V213H49ZM82 215V214H81ZM95 215V214H94ZM121 215V214H120ZM176 215V214H175ZM35 216V215H34ZM36 216H37V214H36ZM48 216V215H47ZM61 216V215H60ZM65 216V215H64ZM122 216V215H121ZM23 217V218H22ZM28 217V216H27ZM30 217V216H29ZM33 217V216H32ZM45 217V216H44ZM43 217V218H44ZM48 217H50V216H48ZM98 217V216H97ZM161 217V216H160ZM168 217V218H169ZM178 217V216H177ZM35 217H33V218H31L32 220L34 219ZM42 218V217H41ZM80 218V217H79ZM121 218V217H120ZM37 220H35L36 222H38V217L36 218ZM45 219H46V217H45ZM48 219H50V218H48ZM61 219V218H60ZM64 219V218H63ZM69 219V218H68ZM71 219V218H70ZM78 219V218H77ZM77 219H75V220H77ZM85 218H83V219H81L82 221L84 220ZM94 219H96L95 218V216H94ZM123 219V218H122ZM129 219V218H128ZM27 220V219H26ZM30 220V219H29ZM33 220V221H34ZM51 220V219H50ZM86 220H88V218H86ZM98 220V219H97ZM96 220V221H97ZM99 220H100V218H99ZM124 220V219H123ZM127 220V219H126ZM126 220H124V221H126ZM49 221V220H48ZM48 221H46V222H48ZM63 221V220H62ZM130 221V220H129ZM26 222V221H25ZM69 222V221H68ZM76 222V221H75ZM95 222V221H94ZM100 222V221H99ZM102 222V221H101ZM104 223H105V221H103ZM121 222V221H120ZM22 223V222H21ZM27 223V222H26ZM29 223V222H28ZM44 223V222H43ZM50 223V222H49ZM125 223V222H124ZM123 223V224H124ZM30 224V223H29ZM35 224V223H34ZM62 224V223H61ZM78 224H80V227H78L77 229H73V230H71L69 233H68V240L69 241H71L72 243L71 244H74V243H76V244H78V243H80L81 244V242H84V240L87 238L88 239V237H90V238H92V239H96V238H98V239H100V240H97L96 239V241H101L102 239H104L103 237H104V235L103 236H100L99 237V232H100V230H94V229H92V231H91V233H90V228H93L94 226H96L97 224H95V223H93V224H91L90 225V223H89V221L88 222H83V223H78ZM126 224V223H125ZM131 224V223H130ZM25 225V224H24ZM24 225H21V227L23 226L24 227ZM44 225V224H43ZM63 225V224H62ZM67 225V224H66ZM76 225V224H75ZM100 225V224H99ZM104 225V224H103ZM102 225V226H103ZM117 225H119V224H117ZM30 226V225H29ZM40 226V225H39ZM52 226V225H51ZM61 226V225H60ZM59 226V227H60ZM106 226V225H105ZM108 226V225H107ZM115 226V225H114ZM113 226V227H114ZM125 226V225H124ZM20 227V228H21ZM22 227V228H23ZM26 227V226H25ZM27 227H28V225H27ZM31 227V226H30ZM48 227H50V226H48ZM62 227H65V226H61V228ZM75 227V226H74ZM118 227H120V226H118ZM117 227V228H118ZM121 227H123V225L121 226ZM29 228V227H28ZM28 228H27V230H28ZM117 228L115 229L116 231H115V233L116 232H118L119 231V233H120V228H119V230H117ZM3 229V228H2ZM36 229H38V228H36ZM59 229V228H58ZM66 229V228H65ZM100 229H101V227H100ZM106 229H108L107 227H106ZM123 229V228H122ZM23 230V229H22ZM21 230V231H22ZM32 230V229H31ZM35 230V229H34ZM39 230V229H38ZM19 231V230H18ZM42 231V230H41ZM105 231V230H104ZM110 231V230H109ZM7 232H6V234H7ZM5 233V232H4ZM23 233L24 232H22V235H23ZM105 234L107 233V232H104ZM5 234V235H6ZM19 233H17V235H18ZM101 234V233H100ZM108 234V233H107ZM4 235V236H5ZM109 235V234H108ZM111 235V234H110ZM113 235V234H112ZM115 235V234H114ZM118 234H116V236H117ZM2 236L3 235H0V238H2ZM7 236H9V235H7ZM32 237V236H31ZM31 237H29V238H31ZM106 237V236H105ZM115 237V236H114ZM113 237V238H114ZM118 237V236H117ZM5 238V237H4ZM3 238V239H4ZM10 238V237H9ZM15 238V237H14ZM111 238V237H110ZM18 239H20V238H18ZM22 239V238H21ZM109 239V238H108ZM26 240V239H25ZM65 240V239H64ZM110 240V239H109ZM108 240V241H109ZM111 240H112V238H111ZM114 240H116V239H114ZM23 241V240H22ZM86 241V240H85ZM0 242H2V239H0ZM4 242H6L5 241V239H4ZM21 242V241H20ZM74 242V243H73ZM105 242H106V240H105ZM116 242H120L119 241V239H118V241H116ZM115 242V243H116ZM85 244H86V242H84ZM87 243H88V241H87ZM91 243H93V242H91ZM97 242H95V244H96ZM102 243V242H101ZM108 243H110V242H108ZM112 243H114V242H112ZM121 243V242H120ZM94 244V243H93ZM105 244V243H104ZM67 245H69V244H67ZM106 246H108V245H111V244H105ZM116 245V244H115ZM114 245V246H115ZM74 246V245H73ZM77 246V245H76ZM85 246V245H84ZM113 246V245H112ZM119 246V245H118ZM78 247V246H77ZM105 247V246H104ZM117 247V246H116ZM60 248V247H59ZM106 248V247H105ZM110 248V247H109ZM113 249V248H112ZM115 249V248H114ZM103 250V249H102ZM105 250H109V251H111L110 249H105ZM107 252V251H106ZM100 253H101V251H100ZM99 253V254H100ZM104 253V252H103ZM95 254H96V252H95ZM111 255V254H110ZM92 256V255H91ZM97 256V255H96ZM65 257H66V254H65ZM101 257V256H100ZM106 257V256H105ZM39 258V257H38ZM69 258V257H68ZM92 258V257H91ZM64 259H66V258H64ZM71 259H72V257H71ZM104 259V258H103ZM34 260H36V259H34ZM68 259H66V261H67ZM70 260V259H69ZM68 260V261H69ZM74 260H75V258H74ZM73 260V261H74ZM77 260V259H76ZM4 261V260H3ZM12 261V260H11ZM10 261V262H11ZM40 261V260H39ZM88 261V260H87ZM103 261V260H102ZM102 261L99 259V260H96L95 259V261H93L92 262V264H104V263H102ZM63 262V261H62ZM62 262H61V264H62ZM90 262V261H89ZM4 263V262H3ZM13 264H14V261L12 262ZM16 263V262H15ZM35 263V262H34ZM69 263V262H68ZM78 263V262H77ZM87 262H85V264H86ZM8 264V263H7ZM10 264V263H9ZM42 264V263H41ZM53 264H55V262H53ZM65 264V263H64ZM69 264H71V263H69ZM79 264V263H78ZM80 264H82L81 262H80ZM84 264V263H83ZM88 264V263H87Z\"/></svg>", "mask_w": 264, "mask_h": 264}]
</instances>
